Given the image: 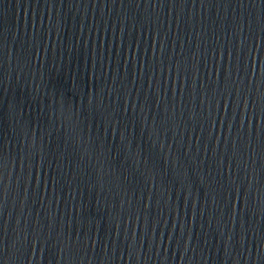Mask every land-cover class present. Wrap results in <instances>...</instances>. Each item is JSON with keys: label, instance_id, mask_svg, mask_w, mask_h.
<instances>
[{"label": "water", "instance_id": "water-1", "mask_svg": "<svg viewBox=\"0 0 264 264\" xmlns=\"http://www.w3.org/2000/svg\"><path fill=\"white\" fill-rule=\"evenodd\" d=\"M0 264H264V0H0Z\"/></svg>", "mask_w": 264, "mask_h": 264}]
</instances>
